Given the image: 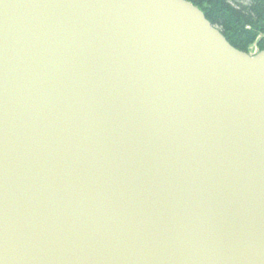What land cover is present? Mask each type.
Wrapping results in <instances>:
<instances>
[{"label": "water", "instance_id": "water-1", "mask_svg": "<svg viewBox=\"0 0 264 264\" xmlns=\"http://www.w3.org/2000/svg\"><path fill=\"white\" fill-rule=\"evenodd\" d=\"M0 264H264V51L188 0H0Z\"/></svg>", "mask_w": 264, "mask_h": 264}, {"label": "trees", "instance_id": "trees-1", "mask_svg": "<svg viewBox=\"0 0 264 264\" xmlns=\"http://www.w3.org/2000/svg\"><path fill=\"white\" fill-rule=\"evenodd\" d=\"M188 1L204 12L234 47L250 53L257 44L264 51V0H249L242 5H234L231 0Z\"/></svg>", "mask_w": 264, "mask_h": 264}, {"label": "rangeland", "instance_id": "rangeland-1", "mask_svg": "<svg viewBox=\"0 0 264 264\" xmlns=\"http://www.w3.org/2000/svg\"><path fill=\"white\" fill-rule=\"evenodd\" d=\"M234 5H242V4H247L249 0H231ZM260 45L255 44L252 48L250 53L251 54H257L260 53Z\"/></svg>", "mask_w": 264, "mask_h": 264}]
</instances>
